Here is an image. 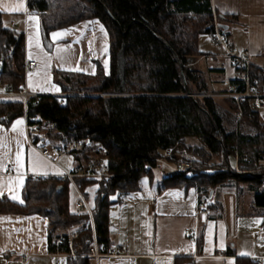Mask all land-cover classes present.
I'll return each mask as SVG.
<instances>
[{"label":"trees","instance_id":"obj_1","mask_svg":"<svg viewBox=\"0 0 264 264\" xmlns=\"http://www.w3.org/2000/svg\"><path fill=\"white\" fill-rule=\"evenodd\" d=\"M27 8L39 16L44 39L88 20L99 21L108 35L107 72L100 67L94 74L56 72L60 95H40L27 108L30 123L38 118L31 135L34 146L54 149L86 138L100 150L70 154L77 164L98 157L111 175L74 179L84 195L86 188L96 187L90 207L100 247L110 242L112 204L138 190L142 177L155 168L154 159L166 151L185 149L200 160L180 175L164 178L168 185L194 187L202 197L216 186H245L253 205L264 210V123L259 112L233 99L207 97L206 78L187 68L188 57L201 55L200 35L212 34L210 0H27ZM23 61V34L5 27L0 13V89L5 93L21 88ZM23 112L20 97L0 98V122L7 124ZM187 137L200 145H187ZM230 159H236L238 172ZM69 190L60 178H31L22 190L24 204L1 197L0 213L46 217L48 251L65 253L69 231L88 220L86 213L70 210ZM57 238L63 240L60 245H55ZM91 244L90 230H79L74 248L80 246L85 254ZM87 263L85 257L68 261Z\"/></svg>","mask_w":264,"mask_h":264},{"label":"crops","instance_id":"obj_2","mask_svg":"<svg viewBox=\"0 0 264 264\" xmlns=\"http://www.w3.org/2000/svg\"><path fill=\"white\" fill-rule=\"evenodd\" d=\"M210 1L211 23L216 20L229 44L254 64L264 66V0ZM0 13L5 27L23 34V63H36L35 68L24 73L22 84L33 94L60 95L61 79L56 72L94 74L89 55L95 53L92 50L97 45L105 51L108 46L106 29L97 20L53 31L44 39L40 18L28 10L27 0H0ZM53 33L63 35L54 39ZM212 42V36L198 42L201 55L188 57L187 67L199 71L206 78L209 92L217 94L225 91L219 69L223 49ZM104 62L107 72L108 56ZM213 74L214 79L210 80ZM259 118L264 123V110L259 111ZM17 121L22 123L13 130ZM18 152L20 165L16 162ZM186 152L193 158L191 165L200 162L197 156ZM234 163L238 172L236 159ZM76 165L71 155L58 157L52 149L45 157L28 143L24 112L7 124L0 122V198L23 205L22 190L27 180L60 178L62 171L71 172ZM152 169L142 177L138 190L110 207V242L104 256L89 255L93 244L85 254L77 250L50 253L46 217L0 213V264H68L79 257L87 258V264H264V210L253 205L245 186L211 189L205 197L210 207L207 206L206 215L200 216L196 188L170 186L164 182L166 176L151 177ZM70 189V208L74 209L77 197L71 186ZM86 192L87 196L81 194L91 205L93 189ZM187 230L195 232L196 239L185 235ZM71 231L69 234L76 232Z\"/></svg>","mask_w":264,"mask_h":264},{"label":"built area","instance_id":"obj_3","mask_svg":"<svg viewBox=\"0 0 264 264\" xmlns=\"http://www.w3.org/2000/svg\"><path fill=\"white\" fill-rule=\"evenodd\" d=\"M212 40L215 44L223 49V61L220 64L221 71V84L225 88L223 92L214 95H207L210 98L221 99H233L237 105L247 104L251 109L255 111L264 110V66H258L252 62V60L244 54H241L238 49L228 43L226 32L217 24L216 20L212 23ZM36 67V63L28 61L23 63V71L26 73L28 69ZM40 96L39 94L30 93L25 86H22L17 93H3L0 91V98L8 97H20L24 105V119H25V132L28 143L31 142V135L37 130L38 118L35 116L32 118L33 123H30L27 118L28 106L35 105L34 98ZM236 116L241 117V113L237 112ZM33 145V144H32ZM34 146V145H33ZM36 147V146H34ZM40 153L49 157L52 148L44 146L42 148L36 147ZM54 151L58 157L70 155L72 153L90 152L95 154L100 151L98 148H94L93 144L88 139L81 141H70L54 148ZM193 162V158L188 155L184 149H176L174 151H166L164 156L154 159L155 168L158 170L166 169L169 174L166 177L172 175H180V173L190 167ZM10 168H8V171ZM108 173L107 164L98 161L97 158L87 161L83 164H77L71 172L62 171L60 178L67 182L75 191L77 202L74 204V210L77 212H84L88 216L86 224L82 227V231H89L92 234V248L89 255L94 258L104 256L107 247H99L96 242L94 221L92 217L91 207L83 194L78 190L74 179L81 177L84 179H96L102 180L110 177ZM196 209L200 216H204L207 213L208 198L202 197L196 191ZM185 235L190 238L196 239L197 234L195 232L185 231ZM78 239V232L69 234L68 247L69 250L80 251L81 247L74 248L73 243ZM63 242L62 239L57 238L55 245H60ZM71 253V252H70ZM72 257L75 253H71Z\"/></svg>","mask_w":264,"mask_h":264},{"label":"rangeland","instance_id":"obj_4","mask_svg":"<svg viewBox=\"0 0 264 264\" xmlns=\"http://www.w3.org/2000/svg\"><path fill=\"white\" fill-rule=\"evenodd\" d=\"M205 37H207V38L209 37L210 38L211 36L206 35V34H202V35H200L198 42H201V40L203 38H205ZM92 51L95 52V53H92L91 56L89 55V58H90V61L89 62H91V64L93 65V71L92 72H95L96 69H97V67H100L102 69L103 68H107V66H104V63H105L104 60L105 61L107 60V56H108V46H106V51H105L103 49L102 45H99V46L97 45V46L94 47V49ZM187 68L190 69V70L192 69L190 67H187ZM103 70H106V69H103ZM92 72H90V73H92ZM209 78H210V80H213L214 79V74L213 75H210ZM213 87H214V84H213ZM221 92H223V91H221ZM221 92H218V93H221ZM207 95H214V94L210 93V94H207ZM200 97H201V95H200ZM212 99H214V98H212ZM218 99H221V98H216L214 100L217 102V101H219ZM186 143H187V145H191V144H193V145H200L198 139H196L195 137H187L186 138ZM93 147L94 148H98L94 144H93ZM96 158H98V157H96ZM230 164H231L232 167L234 166L235 163H234V160L233 159H230ZM168 174H169V172L167 170H165V169L161 171V170H157L156 168H154V169H152L151 177H158L159 175H161L162 178H163V177L167 176ZM90 189H93V195H94V197L92 198V203H93L94 198H95V195H96V187L95 186H89L88 188H86V191H88ZM86 196H87V194H86ZM70 210L73 211V208H70ZM82 224L83 223L78 224L76 227H73L71 230H76V232H77V230L78 231L79 230L82 231V227L86 224V222H85V224H83V225Z\"/></svg>","mask_w":264,"mask_h":264},{"label":"snow or ice","instance_id":"obj_5","mask_svg":"<svg viewBox=\"0 0 264 264\" xmlns=\"http://www.w3.org/2000/svg\"><path fill=\"white\" fill-rule=\"evenodd\" d=\"M29 19H33V17L30 16ZM101 31H103V28H101ZM52 35H53V38L55 39V38H57L59 36H62L63 33H53ZM20 123H22V122L21 121H17L16 124L13 125V130H15L16 125L17 124H20ZM16 162H17L18 165L21 164V156H20V153L19 152L17 153ZM13 198H15V197H13ZM241 255H246V253H241Z\"/></svg>","mask_w":264,"mask_h":264},{"label":"water","instance_id":"obj_6","mask_svg":"<svg viewBox=\"0 0 264 264\" xmlns=\"http://www.w3.org/2000/svg\"><path fill=\"white\" fill-rule=\"evenodd\" d=\"M106 11V14L114 21V23L116 24V25H118L117 24V22L112 18V16H111V14L109 13V11L108 10H105ZM0 69H1V64H0ZM181 76H182V79H183V83H184V86H185V89H186V92H187V95L190 97V98H192L193 100H194V96L193 95H191L190 94V91H189V88H188V86H187V83H186V81H185V79H184V75H183V72L181 71ZM196 103V102H195ZM206 115H207V117H208V114H207V112L206 111H203Z\"/></svg>","mask_w":264,"mask_h":264}]
</instances>
